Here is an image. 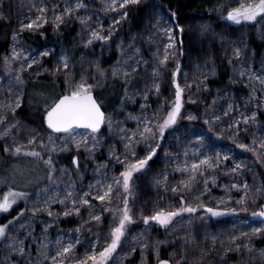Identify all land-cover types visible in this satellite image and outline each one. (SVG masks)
<instances>
[{
	"label": "snow or ice",
	"instance_id": "obj_1",
	"mask_svg": "<svg viewBox=\"0 0 264 264\" xmlns=\"http://www.w3.org/2000/svg\"><path fill=\"white\" fill-rule=\"evenodd\" d=\"M95 0H63L62 3L49 4L45 0L33 3L31 9H35V16L25 17L24 21H18V30L13 32L14 41L10 53L2 57L7 77L0 76V81L7 79V86L0 83V151L13 160L9 174L0 176V185L7 187L0 197V212L8 213L19 200H24L27 205L30 194L27 191H18L13 185L17 179L26 180L24 185H37V190L32 197L30 207L21 209L16 216L7 223H0V250H4L5 261L9 264H123L129 256L138 249L141 253L142 264H147V256L155 254L156 264H204L206 256L209 254L205 249H201L199 257L193 256L189 259V245L195 240V236L190 230L194 224L192 214L204 209L208 217L200 216L201 221L212 217H222L226 215H238L247 213L253 218H260V226L252 227L250 233L241 231L239 236L229 235L227 246L220 257L221 264H228L226 259L229 252H236L241 256L244 253L251 254L258 252L261 264H264V248L256 249L252 244V238L264 236V183L259 186L249 185L245 180L242 184L225 185L226 191L232 188L243 189L244 195L235 200L236 207L230 206L231 196L220 197L216 200L215 207L205 203L202 197L211 192L209 179L213 184L216 177L205 176L208 169L217 170L220 164L229 159V155L215 152L214 155L204 154L201 158L193 160L191 163L187 159L182 165L177 164L176 169L181 174H187L185 179H181L174 184H169L166 172L154 177V186L162 187L165 192H172L178 195L179 200L175 204L161 206L154 202L150 211L144 207H137L135 201L134 174L150 168L149 162L163 150L165 157L178 155L163 149L166 140V133L175 131L174 126L179 120L195 121L199 119L196 115L188 112L185 108V89H190L196 81L188 82L185 76V83L182 86L179 77L182 75V66L177 59L182 56L183 48L177 49V43L182 46L184 28L179 24V9H168L167 20L163 14H157L152 28L155 29L152 36L147 37V42L151 45L156 41L153 36L162 33L167 38V43L161 50L159 47L152 53V59L143 58L142 50L137 46V35L130 37L127 43L124 39L117 41L116 36L122 27V22L128 21L131 6L140 5L142 0H103L100 12L105 14V18L110 19V23L105 26L97 15L93 21L95 10L91 5ZM4 0H0V21L6 22L10 19L4 11ZM219 4L209 11H222V18L240 25L250 23L253 26L264 25V0H236V6L227 7ZM83 11L84 14H81ZM51 12V19L48 13ZM109 14H111L109 16ZM69 20L79 21L80 32L77 33L78 40L74 38L73 47L82 48L78 60L74 59L75 53L69 55V49H63L56 57V62L52 67L44 66V58L52 57L55 49L42 48L32 50L31 48H19L16 41L25 31L29 30L35 34L45 37L42 30L44 25L51 24L54 31H58L61 26L66 25ZM164 21V24H161ZM94 25V26H93ZM203 31H208V25H202ZM131 30V29H129ZM177 32L180 33L178 41ZM220 40H225L220 36ZM99 44L100 55L106 50H111L115 45L119 52L115 63L109 68L101 66L100 58L96 55L95 46ZM246 48V46H245ZM244 55L241 47L234 46L232 55L228 57V63L233 64V60H239ZM91 57H95L94 59ZM170 60H175V68L171 70V83L173 85L172 97L164 98L163 102L150 114L147 109L151 108L148 103L149 93L159 97L160 83L159 77L162 70L166 69ZM19 62L18 68H13L14 63ZM87 65V67H85ZM151 65V84H145L143 91L136 90L132 94L131 86L134 82H139V75L147 72ZM33 66H37L40 71H35ZM235 71V67H234ZM15 72V75L12 73ZM25 73H30L32 82L36 83L42 73H47L54 78L55 84L59 77H63V91L54 95H49L43 91L35 92L32 98L39 97L40 103L37 109L40 113L42 124L45 126L43 132L37 128H29L24 140L17 137L24 131L19 119L18 110L25 104L26 99H31L26 92L29 81L25 80ZM211 75H215L213 65ZM236 75L240 79L247 78L246 87L250 88L249 95L245 98L244 108L255 103V110H250L247 115L241 112L240 115L227 125L228 130L233 131L234 136H238L241 130V123L245 126H255L259 110L264 107V59L261 60V69L256 72L241 66ZM207 75H201L200 82L196 83L197 89L201 86L205 89ZM93 82H89V81ZM119 81L123 86V102L131 100L135 103L136 96H142L144 103L140 105L141 114L133 115L128 113L126 120H135L136 127L129 129L123 121L115 120L113 113H108L94 90L102 88L108 81ZM239 80L229 78V83H238ZM260 92L262 95H257ZM227 96V92L225 93ZM225 97L219 94L213 98L209 108H213L218 100ZM187 102L196 103L192 96L187 97ZM183 110V111H182ZM235 97L227 103L226 109L222 112L223 117H228L230 113L236 111ZM9 116L12 117L9 120ZM204 124L208 126L207 132L195 135V143L199 145L194 150V154L200 153V148L205 146V136L207 133L215 131V125L222 121L221 115L209 114L205 110ZM107 127L109 133H118V139L123 143V153L117 152L115 144H108L103 135L102 129ZM83 130V131H81ZM223 131V130H222ZM221 132H216L219 137ZM247 132L248 128L245 127ZM11 137V146L8 138ZM231 138V137H230ZM211 140V137H208ZM59 141V143H58ZM236 143L237 147L251 152L256 160L264 165V136L252 134L251 144ZM145 147L141 156L137 152V147ZM107 148V161H97L96 153ZM211 147V144H209ZM74 152L71 157L72 167H57V157L62 153ZM84 153L86 155L82 156ZM183 155L187 158L189 153L187 148ZM92 160L95 162L94 174L100 178L94 179L87 185V190L78 189L72 177L83 178L81 172V160ZM27 160L30 167L20 163ZM120 165L122 170L116 173L113 170L111 176L108 175L109 164ZM234 167L227 168L225 174L238 173L243 169L252 171L243 161H233ZM86 168L87 165L85 164ZM43 171V175L38 173ZM203 179V190L192 195L194 186L198 183L197 177ZM67 178L66 180L64 178ZM255 178V176H254ZM45 182L43 187H39L41 182ZM61 184L63 187L61 188ZM192 196L191 201L186 199ZM162 199V197L160 198ZM93 200L100 202V212L94 211L96 207ZM115 200V202H114ZM61 206L57 211L53 206ZM223 205V207H221ZM88 213L84 218L82 212ZM111 214V223L107 234L101 242V234L93 233L94 239L89 241L83 252L77 250V246L84 247L81 240L83 231L92 233V228H99L104 223L103 213ZM189 214L186 218L185 214ZM49 219H39L45 216ZM27 217V219H25ZM77 217L81 223L70 230L75 234L74 240L69 238L65 242V234L62 229L58 230L57 239L53 242L49 239V230L54 226L58 227L61 218ZM37 221L41 225L39 233L36 231ZM142 221L145 226L140 232L133 234L131 225ZM186 221L188 227L184 229L183 236H176L177 225L184 227ZM15 225V227H13ZM162 227L167 236L164 240L150 239V229ZM244 238L245 242L238 241ZM211 239L212 249L218 237L206 236ZM33 243H26V241ZM54 247L50 248V244ZM180 243L177 250L173 248L167 258H161L162 246H172ZM224 246V241H221ZM127 247V251H119ZM177 255L179 258L177 259ZM255 257L249 255L244 264H252ZM3 264V262H0Z\"/></svg>",
	"mask_w": 264,
	"mask_h": 264
},
{
	"label": "rangeland",
	"instance_id": "obj_2",
	"mask_svg": "<svg viewBox=\"0 0 264 264\" xmlns=\"http://www.w3.org/2000/svg\"><path fill=\"white\" fill-rule=\"evenodd\" d=\"M13 1L14 8H15V27L14 31L18 30V21H24L25 17L28 16H35V9H31V5L33 3H39V0H4V8L3 11L5 13V4L8 2ZM46 3L49 4V7L52 3H62L63 0H45ZM103 0H95V2L91 5V8L95 10V14L93 15V21L96 20L97 15L99 18L103 21L105 26H107L110 23V19L105 18V14L103 12H100L99 9L102 7ZM130 17L128 21L122 22V27L120 28L116 39L117 41L119 39H124L125 43L128 42L131 36L137 35V46H139L142 50L143 58L146 60L152 59V53L156 50L157 47H159L161 50L163 49V45L167 43V38L163 36L162 33H156L155 36H153V40L156 42L153 44H149L147 42V37L152 36L153 32H155V29L152 28V24L155 23L156 15L157 14H163L165 16V20H167V14L163 13L161 9H159L155 4L151 3V0H142V3L140 5L131 6L129 9ZM6 14V13H5ZM81 14H84L83 11ZM111 14H109L110 16ZM49 19H51V12L48 13ZM225 20V19H224ZM229 24L236 25L232 23L231 21H227ZM161 24H164V21H161ZM245 24V28H248L247 24L249 23H243ZM241 25V24H240ZM94 26V25H93ZM81 25L79 21L75 20H69L66 25L61 26V28L58 31L53 30V26L49 23L47 25H44V28L42 29L45 33V37H42L43 39V45L40 47L34 46L26 39L24 38L25 33H32L35 34L29 30H25L17 39L16 44L18 49L19 48H31L32 50L36 49H42V48H49V49H55V53L52 57H45L44 58V66L45 67H52L56 62L57 55L63 50V49H69V55H73L75 53L74 59L78 60L79 54L82 51H86L82 48H74V38L78 40L77 33L80 32ZM131 29V30H129ZM257 37L259 38L260 42L264 45V25L257 24V28H255ZM13 31V32H14ZM251 31V29H250ZM38 35V34H36ZM248 33L245 32L244 34L240 35V39L247 40ZM177 38L179 41L180 33L177 32ZM238 41V38L234 39L232 41L233 47L238 46L241 47L244 50V55L241 56L239 60H233V64L231 65L232 70V77L236 80H239L238 83H231L233 87H236L237 85L244 84V87L247 88L246 92H238L235 93L233 89H224L221 91L216 92V96L219 94V96L225 97L223 100H218L217 103L213 108H209L208 113L214 114V115H221L222 112L226 109L227 103L230 99L235 97L236 101V111L233 113H230L228 117L222 116V121L218 122L215 125V131L211 133H207L205 136V146L203 148H200L199 154H194V150L199 147L198 144L195 143V135L196 134H204L207 132L208 126L205 124V128L201 127L197 124V120L195 121H188V120H179L177 125L174 126L175 131H172L170 133H166V140L163 144V149L168 150L171 153H176L178 155L165 157L164 151L161 150L158 152V155L153 158L152 161L149 162L150 168L148 170L142 171L141 173L134 174L133 180H134V188H135V201L137 207H144L147 211H150L152 208V205L154 202H158L161 206H167L168 204L172 203L175 204L178 202L179 197L176 194H173L172 192H165L162 187L157 188L154 186V177H156L158 174H162L166 172L168 174V181L169 184H174L175 182L185 179L186 173L181 174L180 171L175 170L176 165L180 164L182 165L185 159L188 160L189 163H191L193 160L201 158L202 155L208 154V155H214L215 152H220L221 159L223 158L224 154L229 155V159L227 161H224L220 164V168L217 170L208 169L205 173V176H215L216 177V183L213 184L211 180L209 179V188L211 189V192L202 197V199L205 201V203L209 204V206H217L216 200L220 197L231 196L233 199L230 202V206L236 207L235 200L239 199L240 196L244 195L243 189H235L232 188L231 191H226L225 185H232V184H242L245 180L249 185L259 186L262 182L260 172H258V168L264 169V165H262L259 161L256 160V157L251 153L244 149H240L237 147L236 143L233 142L235 140L237 143H245V144H251L252 142V134L255 133L257 137L264 136V120H262L260 117L261 115H264V107H262L259 110V114L257 116V124L255 126L249 125L245 126L243 123H241V130L239 132L238 136L233 135L232 130L227 129V125L232 123L235 118H237L241 112H244L247 115L251 114L250 110H255V103H252L248 106V109L244 108L245 98L249 95L250 88L246 87L247 84V78L240 79L236 75V71H239L241 66L244 68L251 67L252 70L259 72L261 69V60L264 59V51L261 55V57L256 58L255 56L250 54L249 47L246 45L247 43L243 41H239V43H236ZM14 41L12 39V45ZM11 45V47H12ZM246 46V48H245ZM11 47L8 53L11 51ZM232 47V48H233ZM181 45L179 42L177 43V49H180ZM232 48H231V55H232ZM96 55L100 58V63L102 66V61L104 56H108L110 53L114 52L116 55V59L119 56V52L116 50L115 45L112 46L111 50H106L103 55H100V47L99 44L95 46ZM6 53V54H8ZM4 54V55H6ZM3 55V56H4ZM183 56V55H182ZM182 56L178 55L177 59L179 60L180 64L182 61ZM95 58V57H91ZM116 61V60H115ZM115 63V62H114ZM113 63V64H114ZM175 60H170L168 63V66L166 69L162 70V74L159 77V83H160V93L159 97L153 93H149V99L148 103L151 105V108L147 109L146 114H150L153 110H155L159 105L163 102L164 98H171L173 94V85L171 83V75L170 72L172 69L175 68ZM112 64V65H113ZM111 66V65H110ZM109 66V67H110ZM19 62L14 63L13 68H18ZM87 67V66H86ZM104 67V66H102ZM104 67V68H109ZM235 67V71H234ZM33 69L35 71H40V69L37 66H33ZM193 74L186 76V79L188 82L196 81V83L200 82L201 75H207L206 69L199 64H193L192 65ZM15 75V72L12 73ZM0 76L7 77V72L5 70L3 59L0 60ZM25 80L32 81L33 77L30 73H25ZM63 77H59L58 80L62 79ZM43 79H50L54 80L53 77H51L47 73H42L37 81L43 80ZM139 82H134L131 86L133 92L132 94L135 95L136 90L143 91L145 84H151L152 78H151V65L148 67L147 72H142L139 75ZM57 80V81H58ZM180 83L182 81V78L179 77ZM93 82V81H89ZM113 82L112 80H109L108 83ZM120 83L119 81H116ZM0 83H3L4 86H7V79L4 81H0ZM185 83V80L181 83L183 86ZM196 83H193L192 87L190 89H185V97L186 95H189L191 92L195 93L200 90H205L203 86L200 87V89H197ZM205 83V82H204ZM121 84V83H120ZM106 86L102 88H97L94 90V93L99 92L103 90ZM42 89L45 91V93L49 95H54V90L52 89V86L48 85L42 87ZM123 91V90H122ZM227 92V96H225V93ZM257 95H262V93L258 92ZM122 96L120 99V102L118 105H116L114 108L111 109L110 113H113V118L115 120H120L124 122V125L129 129H134L136 127V121L135 120H126L125 117L128 113H132L133 115H140L141 114V108L140 105L144 103V100L142 96H136L135 103H133L131 100H126L123 102L122 106ZM193 97V96H192ZM0 99H3V95H0ZM104 105V101H101ZM42 103V101H41ZM212 104V102H211ZM186 108V105H185ZM187 109V108H186ZM183 111V110H182ZM188 112H191L195 115L194 112L191 110H187ZM19 119L18 117H16ZM12 117L9 116V120H11ZM20 120V119H19ZM21 125L23 126L24 131L17 137L18 140H24L28 129L31 127H27L23 122L20 120ZM247 127L248 131L245 132L244 128ZM223 130V131H222ZM83 131V130H81ZM221 136H217L216 132H221ZM104 137L107 140L108 144H115L117 152L123 153V143L119 141L118 139V133H109L107 130V127H105V133L103 134ZM208 137H211V140L208 139ZM231 137V138H230ZM243 138H246L247 142L243 141ZM227 140H229L227 142ZM9 145L11 146V137L8 138ZM4 143L3 141H0V144ZM59 143V141H58ZM209 144H211V147H209ZM187 148L188 150V157L186 158L183 155L184 150ZM145 147L143 145H139L137 147V152L139 155H143L145 151ZM74 152L69 153H62L57 157V167L65 166V167H72L71 163V157L74 155ZM82 156L86 155L84 153L81 154ZM67 159V160H66ZM96 159L97 161H107L108 155H107V148L105 147L100 152L96 153ZM243 161L247 164L248 168H251L252 171H248L247 168L241 170L238 173H228L225 174V171L227 168L234 167L233 161ZM20 163L26 167H30L27 160H22ZM13 164V160L9 158L6 154L2 153L0 151V176H5L9 174L10 167ZM87 165L85 168L84 165ZM113 163L109 164V172L108 175L111 176L113 174V170L118 173L122 170L120 165H115L113 169ZM95 167V162L92 160H81V172L83 173V178L81 179L78 176H73L72 179L75 180L77 188L87 190V185L89 182L93 181L94 179L100 178L98 174H94L93 169ZM39 175H43V171H40L38 173ZM255 176V178H254ZM205 177H197L198 183L194 186V191L192 195L198 194L200 191L203 190V179ZM67 179L66 177L64 178ZM27 183L26 180L17 179L14 183V187L18 191H27L30 194V199L28 200L27 205L25 204L24 200H19L17 204L13 206V208L8 213L0 212V223H7L8 220H11L14 216L17 215V213L27 207H30L32 204V197L34 193L37 190V185H29L28 187H25L24 185ZM45 182H41L39 184V187H43ZM63 187V184H61V188ZM7 191V187L4 185H0V197H2L3 192ZM162 197V199H160ZM186 199L190 200L192 199V196H187ZM115 202V200H114ZM93 204L96 206L94 208V211L100 212V202L93 200ZM57 211L61 210V206L54 205L53 206ZM223 207V205H221ZM84 218H87L88 213L86 211L82 212ZM189 214H185V217L187 218ZM200 216L208 217L209 214L206 213L204 209L198 210V213L192 214V217L194 218V224L191 226L190 230L192 231L193 235L195 236V240L193 243L189 245V259H191L193 256L199 257L201 255V249H205L209 252V254L206 256V259L204 261V264H221L220 257L224 252V247L227 246L228 242V236L229 235H237L239 236V233L241 231L243 232H249L251 231L252 227H258L260 226V218H253L247 213H240L238 215H226L222 217H212L210 219H206L205 221L200 220ZM104 223L99 227H93L92 233H89L87 231H83L81 234V240L84 244V247L77 246V250L79 252H83L85 248L87 247V244L89 241L94 239L93 233L99 232L101 234V242L103 241L104 236L107 234L109 229V224L111 223V214L110 213H103ZM27 219V217H25ZM39 219H49L45 216H41ZM81 220L77 217H69V218H61L60 222L57 226H54L52 229L49 230V239L51 241H55L57 239L58 230L62 229L65 234V242L69 238H72L74 240L75 234L71 233L70 230L76 227V225L80 224ZM15 227V225L13 226ZM41 225L37 221L36 224V231L39 233ZM132 229L133 234L136 232H140L144 229V225L142 221H137L136 224L130 226ZM188 227L186 221L184 222V227H180V225H177V231L174 233L176 236H183L184 235V229ZM150 239H160L164 240L167 236V233L162 227L156 226L150 229ZM215 235L218 237L215 249H212V241L211 239H206L205 237ZM221 241H224V246H221ZM239 243L245 242L244 238L241 237V239L238 241ZM252 244L255 246L256 249H262L264 248V236H256L252 238ZM26 243H33V241H26ZM54 247V243L50 244V248ZM180 247V243H177L172 246H162L161 248V258L164 257V255H167L173 251V248H176L177 250ZM127 247L125 244V247L119 251H127ZM6 255V252L4 250H0V262H3V264H9L8 261L4 260V257ZM249 255L255 257L252 264H261L260 257L258 252H253L251 254L244 253L243 256L236 252H229L226 259L228 261V264H244V261H247L249 258ZM179 258V255L176 257ZM134 261L136 263H134ZM123 264H142L141 261V253L139 249L133 253L131 256H129L126 260L123 261ZM147 264H156V257L155 254H150L147 256Z\"/></svg>",
	"mask_w": 264,
	"mask_h": 264
},
{
	"label": "trees",
	"instance_id": "obj_3",
	"mask_svg": "<svg viewBox=\"0 0 264 264\" xmlns=\"http://www.w3.org/2000/svg\"><path fill=\"white\" fill-rule=\"evenodd\" d=\"M13 1L5 4V13L10 19L6 22L0 21V60L3 55L8 53L12 45V35L15 27V8ZM152 4H155L161 11L167 14L168 9H179L178 20L179 24L183 26L184 33L182 35L183 45V56L181 61L182 66V81L185 80V76L193 74L192 65L199 64L206 69L208 76L207 88L198 92H191L185 97V105L187 110H191L195 113L199 119L197 124L201 127H206L204 124L205 110L208 109L209 105L216 92L224 89H233L235 93L246 92L247 88L244 84L233 87L229 83V78L232 77L231 65L228 63V57L231 56V48L233 47L234 39L238 38L236 43L239 41H245L249 47L250 54L256 58L261 57L264 51V45L260 42L257 37L256 30L257 25L247 24L248 28H245V24L232 25L226 22L222 18V11H209L219 4L225 5L223 12H226L227 7L236 6V0H151ZM202 25H208L209 30L203 31ZM251 29V31H250ZM248 33L247 40L240 39V35ZM220 36H224L225 40L222 42ZM24 38L26 41L34 46L40 47L43 45V39L40 35L25 33ZM102 66L109 67L116 60L114 52L108 56H104ZM215 66V75H211L210 71ZM87 65H85L86 67ZM62 79L58 80L55 84L54 80L43 79L33 83L29 81L26 92L29 94L31 99H26L25 104L20 110H18L17 117L27 127L44 130L41 116L37 110L40 106L41 100L39 97L32 98V94L35 92H45L42 87L50 85L54 90V93H60L63 91ZM123 86L118 82H111L106 87L96 92L98 100L104 101V109L110 113L111 109L119 104ZM193 96L196 99V103L187 102V97ZM264 120V115L260 117ZM105 133V129L102 131ZM229 140H227L228 142ZM244 142H247L246 138H243ZM67 160V159H66ZM260 172L261 180L264 183V169L258 168ZM163 258H167L164 255ZM134 263H136L134 261Z\"/></svg>",
	"mask_w": 264,
	"mask_h": 264
},
{
	"label": "water",
	"instance_id": "obj_4",
	"mask_svg": "<svg viewBox=\"0 0 264 264\" xmlns=\"http://www.w3.org/2000/svg\"><path fill=\"white\" fill-rule=\"evenodd\" d=\"M94 95H95V93H94ZM106 127V126H105ZM105 127L102 129V131L105 129Z\"/></svg>",
	"mask_w": 264,
	"mask_h": 264
}]
</instances>
